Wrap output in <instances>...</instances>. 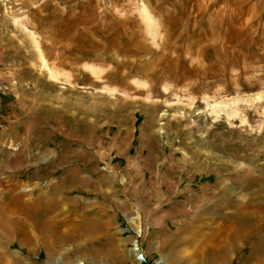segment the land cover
<instances>
[{
    "label": "rangeland",
    "instance_id": "374dc122",
    "mask_svg": "<svg viewBox=\"0 0 264 264\" xmlns=\"http://www.w3.org/2000/svg\"><path fill=\"white\" fill-rule=\"evenodd\" d=\"M238 211H264V0H0V264H263L264 222L216 230Z\"/></svg>",
    "mask_w": 264,
    "mask_h": 264
},
{
    "label": "bare ground",
    "instance_id": "6f19581e",
    "mask_svg": "<svg viewBox=\"0 0 264 264\" xmlns=\"http://www.w3.org/2000/svg\"><path fill=\"white\" fill-rule=\"evenodd\" d=\"M49 205H54L55 201L54 199H48L47 202ZM254 209V208H253ZM255 210V209H254ZM246 211V209H245ZM252 210H250L251 212ZM258 211H255V214H257ZM262 213L261 216H251L248 213L243 212H236L234 215H232V218L230 219H224L221 224H219V227L216 229L218 230V233L222 235L223 238L222 241L225 243H230L233 240L237 241L240 239H244L248 237L250 234H253L257 227L264 222V211H259V213ZM254 214V213H253ZM259 215V214H258ZM129 224L131 225L132 229L134 230L135 234H139L140 228L138 225V217H134L128 220ZM252 235H250L251 237ZM228 240V241H227ZM137 248H134V251H136ZM136 254V253H135ZM137 255V254H136ZM137 257V256H136ZM139 261V260H138ZM264 264V262H262ZM80 264V263H77ZM257 264V263H255Z\"/></svg>",
    "mask_w": 264,
    "mask_h": 264
},
{
    "label": "water",
    "instance_id": "95a60500",
    "mask_svg": "<svg viewBox=\"0 0 264 264\" xmlns=\"http://www.w3.org/2000/svg\"><path fill=\"white\" fill-rule=\"evenodd\" d=\"M136 241L135 240H133V243H132V245H133V248H135L136 249ZM139 256V254H137V257ZM139 258V257H138ZM157 264V263H156Z\"/></svg>",
    "mask_w": 264,
    "mask_h": 264
},
{
    "label": "built area",
    "instance_id": "2783aa9c",
    "mask_svg": "<svg viewBox=\"0 0 264 264\" xmlns=\"http://www.w3.org/2000/svg\"><path fill=\"white\" fill-rule=\"evenodd\" d=\"M138 257H136V260H139L140 261L141 260V256L139 255Z\"/></svg>",
    "mask_w": 264,
    "mask_h": 264
}]
</instances>
